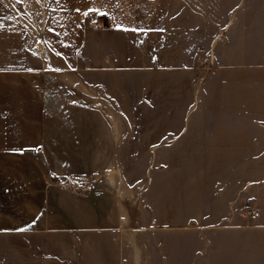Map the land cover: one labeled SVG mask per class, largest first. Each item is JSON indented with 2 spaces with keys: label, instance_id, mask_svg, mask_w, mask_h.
I'll return each mask as SVG.
<instances>
[{
  "label": "crops",
  "instance_id": "0c3cea01",
  "mask_svg": "<svg viewBox=\"0 0 264 264\" xmlns=\"http://www.w3.org/2000/svg\"><path fill=\"white\" fill-rule=\"evenodd\" d=\"M172 3L173 13L179 15L182 9L175 6V0ZM46 4L43 19L41 8L37 6L26 5V14L13 2L0 0V89L10 90L15 95L35 96L39 79L38 83L45 86V95H64V91L70 89L74 93L91 89L95 95H127L126 88H130L134 78L151 74L157 75V94H162L163 73L128 70L134 66L147 68L152 61L149 46L154 40L152 37L158 35L159 40V33L149 36L145 27L148 20L140 19L138 28V20L128 14L131 7L125 5L123 16L114 10L108 22L111 25L106 29L81 33L70 58L62 49L63 44L68 47V22L84 16L89 8H100V2L46 0ZM37 9H40L39 14ZM49 11L54 12V19ZM183 11L194 16L189 20L192 28L188 30L196 31L200 23L196 16L215 14L217 10L211 13L207 8L189 6ZM224 13L227 14L228 9L220 12ZM233 13L252 14L264 30V6L248 8L242 4ZM239 21L236 30L243 32ZM53 24L57 25L60 35L51 40L47 30ZM228 26L227 23L223 31H227ZM223 31L210 42L209 47L214 49L206 65L194 67L190 63L185 71L189 76L188 100L182 101L185 94L175 85L173 102L169 105L162 96L157 97L155 108L147 110L138 124L157 127L159 135L166 125L180 127L174 131V158L264 159V102H261L264 61L257 60L259 62L254 64L245 62L242 57L234 62L229 56H223L220 48L229 45L228 34ZM246 42L242 33V37L230 45L236 47L237 54L240 49L244 54L246 46L264 53L263 35L251 43ZM70 66L74 69H68ZM250 71L254 73L247 74ZM177 73L181 74H174ZM197 76H203L200 83ZM248 80H253L251 86L247 85ZM54 88L58 90L53 92ZM246 94L257 98V102L249 98L246 101ZM101 100L93 102L92 109L100 111L101 115L95 126L128 125L121 114L113 113L119 110L114 103ZM150 100L154 102L153 98ZM64 105L62 103L60 110L66 109ZM13 106L16 113L8 114L3 125L20 126V111L27 113L31 107L35 109L31 103L21 105L20 100ZM52 109L53 105L45 107L46 111ZM23 120H26L24 125L35 126V120L25 117ZM53 123V118H45L42 126L49 128ZM49 133L45 129V136ZM32 140L24 147L0 148V264H212L213 249L206 248L209 251L198 254L195 247L198 235L208 245L214 237L219 238L221 264H264V170H223L219 190L220 225H212V221L200 225L201 230L191 227L187 231H172L173 238L189 241L188 248H182L181 241L174 242L172 253H168L171 258L165 255L164 225L154 226L151 234L160 239L155 250L152 249L157 257L155 262L146 261L142 258L140 239L149 232L140 230L141 227L138 231L132 230L129 223L133 204L129 208L128 201L132 203L134 197H138L133 190H149V185L153 184L134 186L123 178V170L93 172L89 176L94 177V181L82 180L88 190L83 194L72 193L62 188L59 181L54 182L53 170L44 169L38 160V154L46 153L51 143L45 141L35 146L30 143ZM160 149H164L163 139L157 140V152ZM188 174L194 172L189 170ZM189 185L192 189L191 181ZM160 186L162 190L163 183ZM249 210L259 212V217L255 220L246 217ZM188 219L190 226L196 228V216Z\"/></svg>",
  "mask_w": 264,
  "mask_h": 264
},
{
  "label": "rangeland",
  "instance_id": "374dc122",
  "mask_svg": "<svg viewBox=\"0 0 264 264\" xmlns=\"http://www.w3.org/2000/svg\"><path fill=\"white\" fill-rule=\"evenodd\" d=\"M14 3L16 8L27 14L26 5L41 8L43 19L45 18V8L48 7L46 0H9ZM100 8L106 12V29L109 25V18L112 17L114 10L117 15H125V5L131 7L128 14L132 19H137V27L140 26V19L148 20L145 27L152 37V45L149 52L152 54V61L148 67L134 66L131 71H160L164 74V91L157 94V75H141L134 78L127 95H99L94 94V90H86L79 93L64 91V95L44 94V84L38 83L35 96L15 95L10 90L0 89V148L24 147L30 143L38 144L51 143V148L46 153H39L38 160L46 170H53L54 182L59 181V185L67 178L94 181L90 173H108L113 170H123V178L134 184H153L149 185V190L142 192L133 190L138 197L130 203L132 208L129 223L132 230L148 231L146 237L141 235L140 248L144 260L156 261L155 250L158 246L156 235L151 234L155 231L154 226L164 225L165 231V255L167 257L172 250L174 242L181 241V247L188 248V239L173 238L172 231L201 230L200 225H220V214L222 211L220 199L221 178L224 176L223 170H264V159H224V158H174L173 141L176 137L174 131L180 127L165 126L164 133L157 134V127L138 125L146 115L147 110L155 108L157 97H163L167 104L173 102V88L176 85L182 94H185L182 101L188 100L189 76L185 74L190 63L195 67H204L214 47H209L210 42L216 35L224 30L228 23V30L223 31L228 34V46L220 48L219 52L224 56H229L230 61L237 62L244 58L245 62L264 61V53H258L256 48L246 46L244 54L236 53V47L230 44L236 43V39L245 34L246 43H251L253 39L264 36L260 24L255 22L254 16L250 13L237 15L234 10L237 6L262 7L264 0H175V6H180L181 13L174 14L172 0H99ZM200 7L216 11L215 14L196 16L200 22L197 30L192 31L189 20L190 16L183 11L185 7ZM227 14H220L222 10H227ZM148 10V11H146ZM38 14L40 9H37ZM130 12V13H129ZM53 13L49 11L50 17L54 19ZM42 17V16H41ZM136 20V21H137ZM240 20V21H239ZM240 22L241 31L236 30ZM111 25V23H110ZM109 25V26H110ZM55 32L50 31V39H56L59 31L57 25H52ZM52 27L48 28L52 29ZM262 27V26H261ZM85 28L83 16L71 19L68 22L67 44H63V51L70 58L74 55L81 33L88 30H102ZM239 33V34H238ZM180 35V36H179ZM180 37L179 40L177 38ZM156 39V40H155ZM59 45V44H58ZM57 46V45H56ZM239 58V59H238ZM146 68V69H145ZM68 69H74L70 66ZM249 70V69H246ZM253 70V67L252 69ZM258 70V69H256ZM255 71V70H254ZM250 71L247 74H252ZM180 72L179 75L174 74ZM136 75V74H134ZM203 76H197V83H200ZM253 80H248L251 86ZM41 85V86H40ZM58 89H53V92ZM149 90V93H146ZM71 92V93H70ZM246 101L257 102V98L245 95ZM86 101H82V99ZM154 99L152 102L150 99ZM109 101L114 103L119 110L113 111L117 115L121 114L124 122L128 125L118 128L95 126L96 119L100 118V111L92 109L93 102ZM185 99V100H184ZM20 100L21 105L31 103L35 109L20 111L22 121L20 126H6L4 118L8 114L16 113L13 106ZM264 102V96L261 98ZM53 105V109L46 111L47 104ZM62 103L66 109L60 110ZM120 105V106H119ZM29 112V113H28ZM24 114V115H23ZM27 114V115H26ZM171 117V112L169 113ZM35 120L34 125H24L26 120ZM45 118H53L54 123L49 128L42 126ZM62 119L64 121H62ZM167 119V114H166ZM57 120V121H55ZM61 120V121H59ZM126 120V121H125ZM10 123V121L8 122ZM133 123V125H129ZM45 129L51 133L45 136ZM162 135V136H161ZM161 136V137H160ZM164 140V149L156 150L157 140ZM39 148V147H37ZM36 148V149H37ZM51 150V151H50ZM41 154V156H40ZM161 157H156V155ZM116 155V156H112ZM192 170L194 174H188ZM189 181H191L192 189ZM159 183V190L157 184ZM160 183L164 188L161 190ZM87 184V183H85ZM62 187V186H61ZM63 188V187H62ZM69 191V190H68ZM71 192V191H70ZM74 193V192H72ZM77 194V193H75ZM83 194V193H81ZM159 216V220H157ZM196 216L197 225L190 226L189 217ZM176 225V226H174ZM135 236V235H134ZM186 243V244H184ZM198 254L207 252L206 248L213 249L211 253V263L221 264L220 240L213 238V242L208 245L207 241L198 235L195 245ZM208 250V251H209ZM172 253V252H171ZM198 256V258H199ZM201 262V261H199ZM202 263V262H201ZM200 263V264H201Z\"/></svg>",
  "mask_w": 264,
  "mask_h": 264
},
{
  "label": "built area",
  "instance_id": "2783aa9c",
  "mask_svg": "<svg viewBox=\"0 0 264 264\" xmlns=\"http://www.w3.org/2000/svg\"><path fill=\"white\" fill-rule=\"evenodd\" d=\"M85 28L88 29H102L105 28L106 16L98 15L96 13H90L88 16H83ZM64 189L71 192L81 194L85 193L88 190V185L85 184L82 180L67 178L60 184ZM246 217L255 220L259 217V212L255 210H249L246 212Z\"/></svg>",
  "mask_w": 264,
  "mask_h": 264
},
{
  "label": "snow or ice",
  "instance_id": "6c2138e0",
  "mask_svg": "<svg viewBox=\"0 0 264 264\" xmlns=\"http://www.w3.org/2000/svg\"><path fill=\"white\" fill-rule=\"evenodd\" d=\"M57 3H59V0H57ZM92 3H95V0H92ZM77 11H79V9H77ZM96 13L98 15H107L106 12H103L101 9L99 8H89L88 11L84 12L83 15L84 16H88L90 13ZM117 27L119 28L120 26L117 25ZM49 31L55 32V29H49ZM57 55H60V53H57ZM61 69H55V71H60Z\"/></svg>",
  "mask_w": 264,
  "mask_h": 264
}]
</instances>
